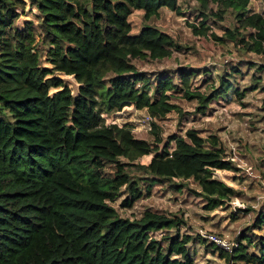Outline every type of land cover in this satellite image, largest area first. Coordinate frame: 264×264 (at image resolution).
Returning a JSON list of instances; mask_svg holds the SVG:
<instances>
[{"label": "trees", "instance_id": "1", "mask_svg": "<svg viewBox=\"0 0 264 264\" xmlns=\"http://www.w3.org/2000/svg\"><path fill=\"white\" fill-rule=\"evenodd\" d=\"M198 1L196 35H207L208 19L230 14L235 23L224 40L264 57V15L249 13L250 0ZM32 9L36 21L19 29ZM139 10L147 23L163 10L181 14L178 0H0V264H195L189 244L196 239L171 233L183 218L152 210L123 217L114 204L125 196L121 208L132 209L145 196L142 184L150 194L158 179L175 191L195 183L192 192L209 210L240 198L216 175L240 172L220 129L205 138L187 129L161 148L159 122L185 113L173 98L196 99L199 113L209 98L191 91L192 72L182 70L175 83L142 71L184 47L151 24L133 34L129 19ZM56 73L81 84L76 97L48 78ZM220 84L232 87L224 77ZM131 106L153 119L146 138L105 124L103 114ZM235 242L233 253L212 246L228 264H264V205Z\"/></svg>", "mask_w": 264, "mask_h": 264}, {"label": "rangeland", "instance_id": "2", "mask_svg": "<svg viewBox=\"0 0 264 264\" xmlns=\"http://www.w3.org/2000/svg\"><path fill=\"white\" fill-rule=\"evenodd\" d=\"M178 3L180 15L163 10L157 18L147 23L144 12L139 10L129 19L133 34L151 24L169 33L184 47L170 59L141 66L142 71L153 76H171L175 83H178L182 70L192 72L196 76L193 77L191 91L209 98L207 108L200 113L197 112L200 104L196 99H185L183 93L173 98L185 113L181 119L178 114L172 113L159 122L163 139L161 148L171 143L175 135H183L187 129L199 130L204 138L211 128L220 129L227 151L240 167V172L218 170L216 175L219 180L240 191L241 196L209 210L206 209V199L192 192V189L199 191L195 183L175 191L171 183L158 179L150 194L147 183L142 184L145 196L132 209L121 208L125 196L118 199L114 206L121 216L128 218L141 216L146 210L180 216L185 224L171 233L196 239V242L189 244L195 264H228L221 258L220 251L204 240L202 235L214 233L235 242L240 232L252 226L264 205V57L253 52L242 53L233 43L224 40L225 30L235 23L230 14L225 21L208 19L206 23L210 31L206 36H199L191 25H201V20L197 19L200 2L178 0ZM30 11L18 21L19 29L28 21H36L35 17L39 14L34 9ZM248 11L250 14L264 15V0H250ZM43 64L50 66L46 57ZM235 69L239 72L233 73ZM52 77L62 80L75 97L79 94L81 84L74 76L56 73L48 78ZM223 77L230 80L232 85L228 90L225 89L226 84H220ZM236 90L244 94L241 99ZM56 91L51 90L50 95ZM103 117L108 125L114 121L122 127L131 126L138 138H146L152 129V121L148 120L146 110H137L133 106L118 113L103 114ZM154 156H145L139 163L148 165ZM162 232H155V236L161 238ZM254 251L251 247L250 252Z\"/></svg>", "mask_w": 264, "mask_h": 264}, {"label": "built area", "instance_id": "3", "mask_svg": "<svg viewBox=\"0 0 264 264\" xmlns=\"http://www.w3.org/2000/svg\"><path fill=\"white\" fill-rule=\"evenodd\" d=\"M116 113H118V112H116ZM102 117H103V115H102ZM148 120L149 121H153V119L150 118V117H148ZM106 125L107 126L118 125L119 127H122V126H120L118 123H116L114 121H112L109 125L108 124H106ZM202 237H203L204 240H206L207 242L215 245L217 248L223 250L226 253H233L238 248V244L236 242H231L227 238L222 237V236L217 235V234H214V233L204 234V235H202Z\"/></svg>", "mask_w": 264, "mask_h": 264}, {"label": "crops", "instance_id": "4", "mask_svg": "<svg viewBox=\"0 0 264 264\" xmlns=\"http://www.w3.org/2000/svg\"><path fill=\"white\" fill-rule=\"evenodd\" d=\"M36 12V11H35Z\"/></svg>", "mask_w": 264, "mask_h": 264}]
</instances>
